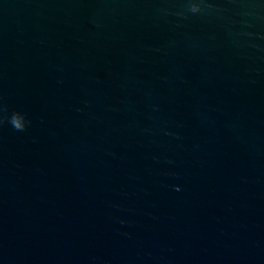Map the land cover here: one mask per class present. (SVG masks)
I'll return each mask as SVG.
<instances>
[{"label": "water", "instance_id": "obj_1", "mask_svg": "<svg viewBox=\"0 0 264 264\" xmlns=\"http://www.w3.org/2000/svg\"><path fill=\"white\" fill-rule=\"evenodd\" d=\"M0 264H264V0H0Z\"/></svg>", "mask_w": 264, "mask_h": 264}]
</instances>
